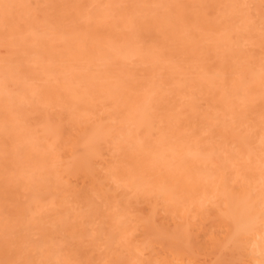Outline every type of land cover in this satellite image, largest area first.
Here are the masks:
<instances>
[{
	"label": "bare ground",
	"instance_id": "6f19581e",
	"mask_svg": "<svg viewBox=\"0 0 264 264\" xmlns=\"http://www.w3.org/2000/svg\"><path fill=\"white\" fill-rule=\"evenodd\" d=\"M48 1H50L49 5L47 4ZM103 1L63 0L62 2L61 0V4H58L59 0H0V48H2L1 46L6 44V46L8 47L7 55H9L7 59H2L3 57H1L0 59V264H264V125L260 123L264 120L261 121L262 118L260 120V113H258L257 115L259 116V118H256L257 116L254 114H248V112L251 113L252 109L254 108L252 107V102L250 107L252 109L246 111V109L244 110L245 106L243 107V109H241V107L243 106V100L241 102L237 101L238 104H235L234 102H236V100L233 101L232 99H230L231 94L234 95V97L232 96L233 98L236 97L234 90L238 89L239 85L237 87V82L233 80V82H235L234 86H236L237 88L231 87L230 92L232 93L230 94L229 90H227L228 87L225 89V85L228 82V80L225 81V79H229V76H225L223 74L226 71L225 69L229 68L228 63L230 62L231 63L229 66L232 67V64L234 63L236 71L237 69L239 71V68H241V70L239 71L240 73H243V70L246 71V69L251 67L249 65L250 62V64L253 65V68H255L254 73L257 69V67H255L256 65L258 66V68L259 66L260 68L264 66V57L262 56V54H264V0H231L232 2L228 0L229 2H231V4H229L232 5V8L227 3L228 1L225 0V2L227 3L226 5L223 0L222 2L224 6H221V12H223L222 10H224V7L227 6H229V9L231 8V11L229 9H226L225 12L224 10V15L222 16L220 9L217 10L220 12L221 18H225L226 24H224V18L222 19L223 21L221 19H218V17L220 18V15H218V17L215 16V14L217 15L219 13L217 12V10H215V8H218L216 6L220 5L221 0H210V4H213V6H215L214 8L210 7V5L207 4L208 0H202L201 2L200 0H198L200 3L193 0V2L195 1L196 3H198L199 8H202L201 11L204 9L203 12L200 11L201 14H205L204 16H206V13L208 12H206V8H208V10H210L211 12L215 11L213 15L214 20H208L211 21L212 27L215 26L214 24H217L218 20H220L219 22H222V24H224L221 26V23L218 22V24L216 25L217 29L215 28V32L218 33H216L215 36L214 31L211 33V31L213 30L211 27H209L211 26V24L208 23L207 27L211 29V31L209 32L210 37L213 35L215 36L213 37V41V38H211V40L209 39V34H207L208 32L205 33V31H208L209 29H204L205 31L203 29L201 30L203 26L206 27L207 25L206 23H204L207 21V16L204 18L202 15L201 17V14H198L200 13L199 8L196 4V6H194V3H192V1H189L192 3L191 6L193 5L192 9L194 10V7H197L195 9V11L197 10V16L199 15V18H203H200L201 20H199V22L197 21V19L199 18L191 15V21L195 18L194 23H196L197 21V23L199 24L194 25L193 22L189 21L191 26H189L188 24L186 25V27H191L192 29L185 28L184 25L187 23H183L184 19H182V17L184 16V14L180 18L178 14L172 12L173 9H171L170 11L173 13H171L172 15L169 14V11L168 13L166 12V10L170 8L169 5L171 2H168L169 0L166 1L169 3V5L166 3H164L166 4L164 5L160 0L159 2L157 0L156 2L154 0L156 2L155 4L153 0H148V3L151 2L150 4L152 6L154 5L153 7L150 6V4H147L146 0V6L142 2L143 0H132L133 2L122 0V2L120 3L117 2L119 4V9H117V6V8L115 7V4H117L115 2L118 0H113V8L110 6V3H107L109 2V0H107V2L106 0ZM137 1L141 2L139 3ZM53 2H56V4H54ZM128 2H130L129 4L131 5H129ZM183 2V4L186 3V1ZM214 2H216V5L214 4ZM218 2L219 5L217 4ZM102 3H106L107 5H103ZM159 3H161V5H159ZM126 4L130 6V9H132L128 13V18H130L133 14L132 11L136 13L138 8V14H133L135 20L138 17V21H134L133 25V23L131 22L134 19L131 20L130 18L129 20H131V22H128L131 23L132 26H130L129 29L128 25L130 24L127 23L125 21L126 18H124L127 17L125 15L129 11L128 6L125 8ZM93 5L95 6L96 13L98 12L99 15L95 13V10H93ZM99 5L102 9L98 8ZM101 5L103 6L101 7ZM140 5L142 7H140ZM201 5H203L204 7ZM206 5H208L209 7ZM108 6L110 8H108ZM143 6L145 8L149 6L150 11L153 12V14L150 12L146 13L147 10L145 11V9H143ZM183 6L185 7V5H181L179 7L181 8ZM244 6L245 8H248L246 9V11L252 9L254 13H251L250 11L246 13V11H243ZM84 8L87 10L83 11L82 9ZM89 8H92L91 10H93V12L89 11ZM111 8L122 11L120 13L124 16L122 18H124L125 20L122 21L120 19V13H117L119 14V16L115 15L116 13L114 11L117 12V10L114 9V11H112ZM120 8H123V10H121ZM173 8H175V6ZM79 9L82 13L78 12ZM98 9L99 11H97ZM124 9H126V14H122ZM139 9H141L140 13ZM160 10L162 13L160 12ZM17 12L18 15H16ZM85 12L88 14H86ZM112 12H114V15L117 19L115 18V16L111 17ZM77 13L81 14L79 19L74 18L77 21L80 20L82 16H84L83 13L86 14L87 18H90L92 13H95V15L92 16H99L96 17L99 20L97 22L95 21V24L98 23L99 25H95L97 26V29H93V26H89V28L91 27V30H93H88V38V34L86 35L85 33V35L82 34L84 37H81V32L79 33V30L75 28L77 27V25L84 26V23H78L76 20L70 22L73 23L74 26L72 25V27L71 24H69V26L71 27L68 33L70 34V36L68 37H71L74 40V36L77 35L76 38L78 39V41L76 40L77 42H75V45L72 44L73 46H75L73 48L71 44L70 46L68 44L66 47L69 52L67 51V49H65V47L64 49L66 52L63 51V53L65 52L64 55L60 51L61 48H58L59 55L62 56L58 59V61L61 62L59 64V62L56 61V53L55 56H53L52 54L53 50L57 48V45L61 43V41L66 42L65 33L62 32L63 29H59V24H62L61 21H64L63 18L66 17L65 19L69 21V17L67 18V16L69 15L70 17H76ZM145 13L146 16H144ZM166 13L167 16L169 15V17L167 18ZM10 14L14 19H17L15 23L19 21L17 24H21L20 20H23L24 23H26L25 25H27V28H25L24 25H21L26 29V32L29 33H25V42L23 40L24 37H22L23 39L21 38L23 41V43H20L21 47L18 43L17 44L19 46L16 45L17 47H15L12 44V40H8L9 38L11 39L10 36L16 34L19 36V38L21 36H25V34H23L25 32V29L22 30V33L20 31V28H17L16 25L15 26L17 29L14 28V26L11 27L14 23L8 26L10 21L9 18H11ZM186 14L187 13H185V15ZM161 15L163 16L162 18L165 17L164 19L166 20V22L165 20L164 23L162 22L163 20L162 18H160ZM176 15H178L179 18H177ZM78 16L79 15H77V18ZM95 17H91V21H93ZM144 17L148 19L150 17L151 21L148 20L147 22L146 19L143 20ZM111 18H114L115 21H112ZM154 18L155 20L153 21ZM209 18L210 17H208V19ZM141 19L142 21H140ZM174 19L180 20V23H177L179 24V27H177L175 23H172L174 21L171 22V20ZM215 19H217V21ZM85 20L87 19L85 18ZM100 20L101 23L105 25L104 28H102L103 25H101ZM157 20L158 22H162L164 25H160L161 23H158ZM167 20H170V22H168L170 23V25L172 24V26H170L169 23L167 24ZM202 20V23L206 25L201 26ZM74 21H76L77 23ZM118 21L119 23H121L120 26L118 24ZM116 22L118 25L116 24ZM141 22L144 24L142 25ZM151 23L154 25H152L153 27H155L154 23H156V25L158 24L159 27L161 26V28H159L161 30H163L162 27L164 26L165 29L163 31L166 32V35H164L165 32H161L162 35L160 36H162V38L164 36L168 37V35L171 36L174 34V32L176 34V31H172L174 30V28H176L177 33L178 31H181L179 34H177L180 36H178L180 41V44L178 43V46L179 48H185L189 45V47H187L186 49L187 52L188 48L189 51L191 49L195 50L196 48L198 49L201 44L203 45L208 42L209 44L207 43V45H205V48H210L211 50L213 47L211 52H209L208 50V53L205 48L203 49V45L201 46V49H203L201 50L202 52L199 48L198 52L194 54L195 52L193 51L194 53L193 55L191 53V56H199L201 58L204 53V56H207L206 52L210 55V53L213 54V52L215 53L219 51L217 54L215 53L217 57L214 55V61L216 59L218 62L216 63V65L221 64V67L216 66L218 70L215 68L214 69L217 70V73H221L220 70H223L221 76L224 77L222 78L220 74H215L218 77L215 76L213 80L212 76L214 75H212L211 77L214 83H209V76L212 74L211 70H213V74L216 72L214 71L213 66H210L211 64H208L212 69H208L207 66H205L206 72L210 74L209 76H207L209 77L208 80L205 78L207 74L206 72H204L205 68L202 63H205L206 61L203 56L202 58L205 62L200 58V60H198V57L196 58L198 61H201L199 62V64L201 63V65L199 67L196 66V68H199L200 70L204 68V70L202 69L203 71L201 72L206 75L203 77L202 73L200 76H198L199 72L196 71V69L194 72L197 74L195 76L199 78L197 79L195 77L197 82L198 80L205 78L203 80H200V87L198 90H201L200 92L201 94L203 93L202 95L200 94V92L195 91L199 83L197 84V82H195L196 80L195 78H193L194 76L192 75L188 77V83L184 82L186 81L185 78L183 79V81L178 79L176 74L175 76H173L175 71L174 69L176 68L171 64L170 65L174 68H172L173 74L171 72L168 73L170 75L172 74L170 76L171 78L169 80V85H174L172 86L173 90H171V92H169L171 87H167V85L164 84L165 81L163 82V77L166 75L164 71L162 72L165 75H161L160 80L157 81L156 79L152 78L151 81L149 80L150 82L147 81L148 79L145 80L147 81L145 83L144 80H141L142 82L137 83L138 78H135L137 82L134 84L132 82V84L128 83L126 80L125 83L123 82L124 79L122 77L123 83H121L127 87L122 84H118L120 82H116L117 78L115 80L113 79L115 82L113 84L110 81L112 79H108V84H106L108 80L105 81L103 79L105 83L102 82V76L100 77V75L99 77H96V79H94V75L98 76V73H103L101 72V70L102 68L104 69V66H108L107 69L112 68L109 67V65H112L114 62H116H113L116 56H121L123 57L121 59H124V61L126 62L129 61L132 64V61L130 59L134 58V61L140 51L144 50L145 48V50L148 51L149 49V51H151L154 48V45H156L153 44V41L157 42L156 34L158 33L157 30H154V32L152 31L155 28H152ZM87 25L88 24H86V27ZM158 25L156 26V28L158 27ZM167 25L171 27L170 30ZM180 25L182 27H180ZM133 26H136L135 30H133ZM145 26H148L152 29L149 30L150 28H146ZM194 26H196V30ZM227 26L229 27V31L234 33V37H229L230 32L228 33ZM139 27L140 30H138ZM10 28H13L14 30L12 29L11 31ZM65 28L66 27H64V29ZM68 28L69 27H67V29ZM80 28L86 29L83 27ZM101 28L102 31H107V33L103 35L105 36L106 42L108 43H106L102 39V37L100 38L99 36H97L99 33V29ZM122 28L124 29L122 30ZM224 28L227 30L226 34L228 35H226L225 39H227L228 37L230 38L228 43L225 39L223 40L225 41V44L223 41H221V39L225 37V33L223 32ZM82 29L81 31H83ZM106 29H108L109 31ZM70 30L72 32H70ZM86 30H84V32H87ZM119 30L120 32H124L125 30L124 33L130 32L132 36H130V34L122 36V33L120 34V32H118ZM131 30H133L135 33H131ZM187 30H189L190 32ZM198 30L199 32L202 31V33H199ZM90 31L91 33H89ZM105 31L103 32L105 33ZM140 31H142V34L140 33ZM169 31L172 32L170 33ZM183 31L186 35H182ZM12 32L16 33L12 34ZM167 32H169L170 34H168ZM111 33L113 35L117 34V36L114 37V35L111 37ZM150 33L152 35H150ZM193 33L194 35H197L199 40L201 39L200 42H198L199 40L195 39L196 42L201 43L199 44V46L198 43L193 41L194 38H196V36H193ZM147 34H149L151 37L147 36ZM153 34L156 36L152 37ZM187 34L188 36L190 34V36L187 37ZM198 34H200V36H198ZM203 34H207L206 37ZM141 35L143 37H141ZM181 35L184 37H182ZM191 35L193 37H191ZM218 35H220L221 38L220 36L218 37ZM261 35L262 38H258ZM120 36L121 38L125 36L124 38L128 39V41L130 40V37L134 42L136 41L135 44L134 42L131 43L132 40H130V42H126V44L130 43V46L134 44V47L131 46L132 50L128 48L126 49V47H124L125 52L126 50H128L129 56H125L123 54L124 50L122 45L124 44V38L122 41L119 40L118 42L117 39H119ZM138 36H140L141 38H138ZM173 36L175 38V35ZM185 36L187 37V39H185ZM15 37L16 36H12V38ZM98 37L101 39V41L99 40L100 46L96 42L99 39ZM109 37H114V40ZM135 37L138 38V42ZM148 37L151 40L148 39ZM169 37L168 41L170 43L168 45H171V43L173 45L174 43V45L169 46V48L172 47L171 49L173 50L171 51L170 49V51L173 52V56L175 57V53L179 54L180 52H178V49L176 48L178 37L176 36V41L172 37L174 40L171 39V41L173 40V42L169 40ZM182 38H184L185 41L187 40L186 42H188L189 44L183 41ZM206 38L209 40H207ZM255 38L258 39H256L257 43L255 42ZM87 39L90 41H88ZM141 39H147V42H152L151 45L153 46V48L151 47L150 43L147 44L146 41V43H143ZM188 39H190L191 41H188ZM162 40L163 39L159 41L163 43ZM165 40L167 41V38L164 39V42H166ZM216 40L217 42H214ZM219 40L223 43L219 44ZM86 41L89 42V47L91 46L92 51H90V48L87 46L88 42ZM168 41L166 43H168ZM229 42L232 45H230ZM250 42H252L251 45H254L253 43H255V47L253 50L257 49V45L260 46L259 49H262L263 46V53L261 52V50H259L261 54H258L259 52L257 53V51H255L257 53L256 54L250 51V49L248 48L245 49L247 47L246 46L244 48L245 45H248V47L251 46ZM25 43L26 45H24ZM72 43L74 42L72 41ZM84 43L87 44L85 45ZM138 43H140V47L142 48H140V51L138 50ZM181 43L182 45L184 44L185 47L184 45L182 46ZM190 43H192L191 45L193 46V48H191L192 46L190 45ZM210 43H213L211 47L208 46L210 45ZM126 44L125 46H128ZM228 44L230 45V50H227L228 52L225 51V54L224 50L227 47L229 49ZM12 45L14 47H12ZM108 45H110V47ZM142 45L149 46L150 48L144 47ZM219 45L221 47L223 45L222 52L224 53V55L220 51L221 47ZM85 46L88 48L84 51ZM161 46L165 47V45ZM214 46L216 47L214 48ZM115 47H119L118 49H120V53H118L119 50ZM135 47H137L138 49ZM69 48H72L71 51ZM74 48L76 50H73ZM106 48H110V52L108 49L106 50ZM157 48H154L156 50L153 49V54L157 53L155 51H161V53L163 52L162 50H157ZM216 48H218L217 51L214 50ZM98 49L103 52H100ZM101 49H104L105 51ZM121 50L123 53L121 52ZM247 50H249L250 52ZM72 51H76L79 57H75ZM96 51L98 52L97 55L95 54ZM106 51L109 54H107ZM132 51L135 53L137 52L136 56ZM147 51H145V53L142 52L144 53V58L138 55V57L143 59L144 62H147L146 56L152 57L153 55L152 53L150 54V52ZM84 52L86 54H83ZM104 52L108 56H105ZM66 53L68 55H66ZM46 54L55 57L54 59L53 57H50L53 59V61L50 59L52 61L50 63L48 61L50 65L54 62L56 67H64V69L62 67L60 70L61 72L66 73L62 75L63 77L61 75L58 76L59 78L57 77L58 79L55 77L57 75L56 71L59 69L56 70V68H54V64L51 65L52 67H50L49 65V67H47L48 63H43L47 61V59L45 60L44 58H49V56L46 57ZM162 54H156L155 60H160L161 56H163V58L165 59L164 55ZM251 54H254V57L251 58V60L253 59L254 61H257H250L249 58ZM255 54L257 55L256 58ZM91 55L93 58H91ZM109 55H113V58ZM168 55L169 54H167V56ZM189 55L190 54L188 53V56ZM259 55H261L262 57ZM63 56L65 57L63 58ZM221 56H223L222 59ZM224 56H226L227 59ZM108 57H111L110 60ZM177 57L179 58V56ZM167 58H172V56H168L166 57V59ZM80 59L82 61L84 59L86 60V62H82ZM228 59L230 61H228ZM87 60L90 61L87 62ZM143 60L141 61L142 65L144 64ZM155 60L154 62H152L153 66L150 65V61H148L150 62L149 65L147 64V62L144 64V66L147 64L146 68L151 67V69H153L156 64ZM121 61L119 62L120 64H116L117 62L115 64L121 65ZM55 62L58 64H56ZM72 62H75V64L78 62L77 64L79 66H81L82 64V67H84L85 65V68L88 67L86 68V72L81 73L85 74V76L83 74L84 79H88L96 71V74L94 73V75L92 76L93 80H90L92 79L90 78L87 81V79L84 80L83 78H80V76L82 75L76 76L80 74L77 72L80 70L75 71L76 67L74 66H76L77 64L75 65L73 63L74 66L72 67ZM136 62L137 60L134 61L135 65H137ZM169 63H171V61ZM186 63L188 64V62ZM225 63L226 67H224ZM90 64L92 65V67ZM115 64L114 66L112 65L114 68L116 66ZM94 65L95 67L97 65V67L95 68ZM140 65L141 64L137 66ZM144 66H142L143 69ZM192 66L193 65H191V67ZM71 67L73 69H71ZM125 67L122 68L126 69ZM91 68L95 70L92 71ZM129 68L130 67H128V71L130 70ZM260 68L257 70V72L259 71V76H257L256 81L253 82L254 84L252 83L253 87L255 83L258 84V77H261L262 79L264 77L262 75L263 73L260 72ZM82 70L85 71L84 68H82ZM25 71L26 73L30 74L28 76H21L20 73L22 74ZM238 71L237 74L239 73ZM245 71L244 73L248 72ZM74 72L77 73L75 74ZM112 72L113 71H111L110 74ZM162 72H160L159 74H161ZM257 72L254 76L252 75V79L256 77V75H258ZM86 73L89 77H86ZM33 74H37L39 79L41 78L42 82L38 80V82H36L32 79L33 84L38 83L39 85L36 84L34 88L32 85V87L30 86V88H26L25 83L27 82L26 86H28L30 82L28 83L27 79H29V77L32 78ZM153 74H155V71L153 72ZM248 74H251L250 69ZM118 75L119 74H117L116 76ZM127 75L126 77L128 79ZM43 76L45 78L49 76L46 80V86H44L45 81H43ZM130 76L131 80L133 79L134 81L132 74H130ZM247 77H244L245 80ZM249 77L247 79H249ZM189 78H192L194 80L193 87L190 86ZM216 78L222 80L220 81V87L224 86L223 90L228 91V94H226V91L221 94L219 91L222 89H220L219 86H217V88L220 89H218V91L216 88H213L214 86L219 85L215 84L219 82ZM51 79L55 81L54 83L52 81V83L49 84V81L51 82ZM94 80L96 81V84L99 82V86L94 85ZM204 80L210 85L202 82ZM181 81L184 83H182ZM223 81L226 84H224ZM262 81V84L260 83V85L263 86L264 83ZM9 82H11V84ZM12 82L17 83L18 85L19 82L20 84H23V86H21L20 88L21 92L19 95H17L18 93L16 94V92H18L17 88L20 85H13ZM55 82H57L58 84H55ZM89 82H92V84ZM127 83L129 84V86L131 85L130 88L128 87ZM229 83L230 82H228V85ZM248 83L245 84L247 85ZM111 84L116 88H113L115 90L109 88L112 87ZM114 84L116 86H114ZM138 84H143L140 86L142 88H140ZM146 84L150 87L152 86L153 88H149V86L147 87ZM153 84L156 86H154ZM183 84L187 85V87H182ZM12 85L15 88L13 89V91ZM40 85L42 86L41 88L38 87ZM103 85H105L106 87H108L109 85V87L104 88L105 86L103 87ZM136 86H138L139 90ZM248 86L250 87V84H248ZM131 87H135L136 89H132ZM204 87L207 89H205ZM258 87L257 90L255 89V91H258V89L260 90V88ZM211 88L216 89L214 90L216 93L219 92L221 95H223V98L218 93L217 96H215L217 100L219 99V96L221 97V99H219L220 102L225 99L224 97L229 96L224 103H220V106H223V109L221 107H217L219 108V110L222 109L224 112L226 111V113H221L222 110H218V114L217 109L214 110L215 104L209 105V102L213 101V99L209 101L212 98L213 94L211 93L207 99L206 93L208 92L209 95V93L211 92H209V90ZM119 89L122 91H120ZM124 89L125 91H127V93L123 91ZM141 89L144 90L141 92H144L145 94L147 92V94L145 95L144 93H142L141 96L137 98L135 96L136 101L134 102L136 104L131 103V101L126 102L128 100L127 98H130L131 95H135L137 93L136 91H139V93H141ZM148 89L152 90L150 91ZM251 89L252 88H250V90ZM263 89L261 87L262 92ZM14 90H16V92H14ZM116 90H119L120 92ZM232 90L234 91V93ZM238 90L236 91L237 95L239 94ZM247 91H249V89H247ZM139 93L136 95H139ZM253 93L254 91L252 90L250 95ZM251 96L253 97V95ZM254 96H256L255 93ZM123 98L124 100H122ZM139 98L145 100L142 101ZM151 98L155 100L154 103H152L153 100ZM185 98H187V100H183ZM236 98L237 100H239L238 97ZM150 99L152 100V102H150ZM229 99L232 100V102ZM227 100L230 103H227ZM204 102H206L205 104L207 105V107H204ZM225 103L229 105L234 103V105H232L234 107L232 108ZM237 105L240 107V110L246 111L245 113H247V115L245 114L246 118L244 119H247V123L250 124L249 126L247 124L248 127H246L245 125V128L239 131L235 130V128L239 127L237 126V124L239 125V122H241V120H237V118H240L238 117V114L239 116H241L244 113L243 111L236 110L239 109ZM261 105L262 104H260V107L263 108ZM210 106H212V108L214 109L209 110V108H211ZM226 106H229L228 109L230 107L232 109L235 108L236 111H228V109H226ZM182 107L186 109L187 114H184L182 112ZM152 109H156V113L153 112ZM179 109L185 116L182 117ZM161 110L163 112H160ZM252 113H254V111H252ZM230 115H235V117H231ZM249 116H253L255 118L252 117L251 120L247 118ZM253 119L255 120V123L258 122L257 124H262V126H260V124L258 125L260 129L262 128L261 131L259 130V128V131H257V129L255 130L256 125H251V122L254 123ZM256 119L259 120L257 121ZM249 120L250 122H248ZM114 121H119V123L121 122L120 129L117 130L118 132L122 128V131L119 132V136V133L115 135L116 137L113 136L116 140L111 139V134H113V132H115L116 130L114 129L113 132L110 130L112 129L111 124ZM225 121L226 123H224ZM216 123L217 125H220H218V128H220L221 131L217 129ZM241 123L243 124V122ZM233 124L237 127H234ZM40 125L42 128L40 127ZM184 125L187 128L189 127L190 129L188 128V131L191 130L193 134H190V132L188 133ZM37 126H39V130ZM225 128L227 129L225 130ZM182 129L192 137H199L197 138L198 140L193 137L195 141L197 140V143L191 139L190 135L189 137L186 132L184 133ZM214 134H216V136L218 137L217 140L214 138ZM182 135H187L189 137H187L189 142L186 137H183ZM206 135H208L210 138ZM205 138L207 139V141ZM179 139L182 141L186 139L188 143L186 142V144ZM214 139L215 141H212ZM191 141L194 142L191 143ZM189 143L195 144L193 146ZM105 145H108V148L112 145L110 149H108V151H110H107L106 153L108 158L105 157L106 154H104V152L102 151ZM174 161L177 163H175ZM213 167H216V169H213V173L211 172V174L210 171ZM200 168H204V171L200 170ZM205 168L209 169L210 171H207V169Z\"/></svg>",
	"mask_w": 264,
	"mask_h": 264
},
{
	"label": "rangeland",
	"instance_id": "374dc122",
	"mask_svg": "<svg viewBox=\"0 0 264 264\" xmlns=\"http://www.w3.org/2000/svg\"><path fill=\"white\" fill-rule=\"evenodd\" d=\"M54 1H55V0H54ZM65 1H66V0H65ZM102 1H103V0H102ZM110 1L112 2L113 0H109V2H107V0H106V2H107L108 4L110 3V6L113 8L114 1H115V0H114L112 3H111ZM123 1H125V0H123ZM127 1H132V0H127ZM141 1H142V0H141ZM141 1H137V2L140 3ZM151 1H152V0H151ZM155 1H156V0H155ZM155 1L153 0L154 4H155L157 1L159 2V0H157L156 2H155ZM160 1H161V3H163V4L166 3V4H168V5H169L168 2H171L170 5H169V6H170V8H169L170 10H169V9L166 10L167 13H168V11H169V14H171L172 12H173V13L175 12V14H178V15L180 16V18H181V17L183 16V14H184L185 17L183 16L182 19H184V21H185V22L183 21V23H187V24L184 25L185 28H187L186 25H188V24H189V26H191V24L189 23V21H191L192 16H195L196 18H199V17H198L199 15L197 16V10L195 11V9H196L197 7L199 8L198 3H196L198 0H195L196 2H195V1L193 2V0H182V1H181V0H178V2H177V0H175V1L173 0V2H172V0H169L168 2H166L167 0H164V1H163V0H160ZM162 1H163V2H162ZM183 1H186V3H188L189 5L186 4V3L183 4V3H184ZM189 1H192V3H194V6L197 5V7H194V10L192 9V8H193V7H192L193 5L191 6L192 3L189 2ZM201 1H202V0H200V2H201ZM204 1H205V0H204ZM212 1H213V0H212ZM218 1H220V0H218ZM222 1H223V0H221L220 5H219V2L217 3L219 6H216V7H218V8H215V10L220 9V12H221V6L223 5V2H222ZM226 1H228V0H226ZM230 1H231V0H230ZM49 2H50V1H48V3H47V2H46V3L49 5V4H50ZM60 2H61V0H59V3H58V4H61ZM62 2H63V0H62ZM99 2H100V1H99ZM103 2H105V1H103ZM117 2L120 3V2H122V0H118V1H116L115 3H117ZM132 2H133V1H132ZM132 2H131V3H132ZM135 2H136V1H135ZM142 2H143V3L145 4V6H146L145 0H143ZM146 2H147V4H150V3H151L150 1H149L150 3H148V0H146ZM174 2H175V3H174ZM198 2H199V1H198ZM200 2H199V3H200ZM208 2H209V3H208ZM208 2H207V4L210 5V7H213V8L215 7V6H213V4H212V5L210 4V2H211L210 0H208ZM231 2H232V1H231ZM231 2L228 1L227 3H228V4H229V3L231 4ZM51 3H52V2H51ZM53 3H54V2H53ZM94 3H95V2H94ZM123 3H124V2H123ZM125 3H126V2H125ZM129 3H130V2H128V4H129ZM139 3H138V4H139ZM161 3H159V5H161ZM178 3H179V4H178ZM202 3H203V2H202ZM202 3H201V4H202ZM212 3H213V2H212ZM215 3H216V2H214V4H215ZM224 3L227 5V3L225 2V0H224ZM47 4H46V5H47ZM54 4H56V2H55ZM58 4H57V5H58ZM63 4H65V3H63ZM100 4H101V3H100ZM102 4H103V5H107L106 3H105V4L102 3ZM112 4H113V5H112ZM132 4H134V3H132ZM144 4H142V5H144ZM152 4H153V3H152ZM166 4H164V5H166ZM175 4H177V5H175ZM195 4H196V5H195ZM204 4H205V3H204ZM230 4H229V5H230ZM232 4H233V3H232ZM48 5H47V6H48ZM96 5H97V4H96ZM103 5H101V7H102ZM129 5H131V4H129ZM129 5H127V4H126V6L123 5V6H125V8H126L127 6L129 7V8H128L129 11L127 12V14L130 12V10H132V9H130V6H129ZM134 5H135V4H134ZM168 5H167V6H168ZM181 5H185V7L183 6V7L180 8L179 6H181ZM208 5H206V6H208ZM215 5H216V4H215ZM226 5H225V6H226ZM33 6H34V4H33ZM33 6H32V7H33ZM41 6H42V5H41ZM44 6H45V5H44ZM93 6H94V5H93ZM116 6L118 7L119 4H118V3L115 4V7H116ZM120 6H121V5H120ZM136 6H137V5H136ZM150 6H152V5L150 4ZM153 6H154V5H153ZM153 6H152V7H153ZM155 6H156V5H155ZM157 6H158V4H157ZM174 6H175V8H173ZM201 6H203V5H201ZM223 6H224V5H223ZM223 6H222V7H223ZM230 6H231V8H232V5H230ZM88 7H90V6H88ZM117 7H116V8H117ZM121 7H122V6H121ZM140 7H142V6L140 5ZM162 7H163V6H162ZM171 7H172V8H171ZM189 7H190V9H189ZM203 7H204V6H203ZM208 7H209V6H208ZM227 7H228V8H227ZM227 7H224V8H225V9H224L225 12H226V9H229V6H227ZM246 7H247V6H246ZM251 7H253V6H251ZM251 7H250V9H251ZM93 8H94L93 10H95V6H94ZM96 8H97V6H96ZM98 8H100V5L98 6ZM104 8H105V6H104ZM108 8H110V7L108 6ZM112 8H111V9H112ZM123 8H124V7H123ZM123 8H122V9L120 8V9L123 10ZM132 8H134V7H132ZM136 8H137V7H136ZM154 8H156V7H154ZM159 8H160V7H159ZM178 8H179V9H178ZM205 8H206V7H205ZM231 8H230V9H231ZM244 8H245V6H244ZM244 8H243V11H246V9H248V8H245V9H244ZM84 9H85V8H84ZM84 9H82V10H83V11H86V10H87V9H85V10H84ZM91 9H92V8H89L88 10L93 12V10H91ZM100 9H102V8H100ZM114 9H115V8H114ZM114 9H112V11H114ZM117 9H119V7H118ZM117 9H115V10H117ZM143 9H145V11L147 10L146 13L150 12V13L153 14V12L150 11V7H149V6L146 7V8L143 6ZM165 9H166V8H165ZM171 9H173V10L175 9L176 11H175V10H174V11L172 10V12H170ZM180 9H181V10H180ZM184 9H185V10H184ZM201 9H202V8L200 7V8H199V12L201 11ZM210 9H211V8H210ZM230 9H229V10H230ZM253 9H254V8H253ZM103 10H104V9H103ZM125 10H126V9H124V11H123L122 14H124V13L126 14ZM152 10H153V9H152ZM155 10H156V9H155ZM158 10H159V9H158ZM177 10H178V12H177ZM187 10H188V12H187ZM191 10H192V11H191ZM203 10H204V9H203ZM203 10H202L201 12H203ZM224 10H222L223 12H221V15H222V16L224 15ZM229 10H228V11H229ZM97 11H99V9H98ZM140 11H141V9H139V13H140ZM143 11H144V10H143ZM183 11H184V12H183ZM194 11H195V12H194ZM207 11H208L209 13H208ZM212 11H214V10H212ZM228 11H227V12H228ZM230 11H231V10H230ZM249 11H250L251 13H254V11H253L252 9L249 10ZM249 11L247 10L246 13H248ZM252 11H253V12H252ZM14 12H16V11H14ZM14 12H13V14H14ZM76 12H77V11H76ZM78 12L80 13L81 10L79 9ZM100 12H101V11H100ZM104 12H105V11H104ZM114 12L116 13L115 15H118V16H119V14H117V13H120V12H122V11L117 10V12H116V11H114ZM114 12L111 13V17H114V16H115V15H114ZM137 12H138V8H137ZM137 12L135 13V12L132 11V13H133V14L135 13L136 15L138 14ZM157 12H159V11H157ZM160 12H161V10H160ZM201 12L198 13V14H201ZM204 12H205V11H204ZM206 12L208 13V14L206 13V16H207L206 19H207V21L204 22V23H206L207 25H206V24H203V23H202L203 20H202V21H201V23H202L201 26L206 25V27L203 26V28H201V30H202V29H203V30H204V29H209L208 31H207V30H206V31L204 30L205 33L208 32L207 34H209V32L211 31V29L207 27V26H208V23L211 24V26H209V27H211V28L213 29V30L211 31V33H212L213 31H214V32L216 31V29H217V26H216V25L218 24V22H219L220 20L217 21V19H215V20L217 21V24H214L215 26L212 27V23H211V21L214 20L213 15H214L215 11H214V12H211L210 10H208V8H206ZM210 12H211V13H210ZM217 12H219V11L217 10ZM220 12H219L217 15L215 14V16L218 17V15H220ZM11 13H12V12H11ZM73 13H74V12H73ZM81 13H82V12H81ZM85 13H86V12H85ZM85 13H83L84 16H82V18H81L80 20H78V21H77L76 19H79V17L81 16V14H78V13H77V14H76V17H75V16H74V17H73V16L70 17V16L68 15L67 18L69 17V18H68L69 21H67V19H65V18H66V17H65V18H63L64 21H63V22L61 21L62 24H61V25L59 24V29H60V30L63 29L62 32L65 33L66 42H65V41H63V42L61 41V43H59V44L57 45V48H56L55 50L58 52V54H57V52H56L55 50H53V52H52L53 56H55V53H56V56H55V57H56V61H58V59L62 57L61 55H59L58 48H61L60 51H61V53L64 55L65 52H66L65 49H67L66 46H67L68 44H69V46H70V44H71V46H72V48H73V47H75V46H73L72 44L75 45V42L78 41V39L76 38V36H77L76 34H75L76 36H74V40H73L71 37H70V38L68 37V36H70V34H68V33H69V29H70V27L73 25V23H70V22H72L73 20H76L78 23H79V22H81V24L84 23V26H85V27L82 26V25H81V26H80V25H77V27H75V28H77V30H79V31H78L79 33L81 32V35L84 34V33L87 35V34H88V30H89V29L91 30V27H92V26H93V29H97V26H95V25H99V24H98V23L95 24V23L99 20V19H97L96 17H99V16H96V17H95V16H92V15H95L96 10H95V13H92V15L90 16V18H87L86 14H88V13H86V14H85ZM89 13H90V12H89ZM106 13H107V12H106ZM109 13H110V10H109ZM146 13L144 14V16H146ZM150 13H149V14H150ZM161 13H162V12H161ZM167 13H166V18L169 17V15L167 16ZM173 13H172V14H173ZM180 13H182V14H180ZM185 13H187V14L185 15ZM190 13H192V14H190ZM195 13H196V14H195ZM222 13H223V14H222ZM90 14H91V13H90ZM96 14H98V12H97ZM127 14L125 15V16H127V17H124V16L121 15V13H120V19H121L122 21H124V20H125L124 18H126L125 21H126L127 23H129L128 21L131 22V20L134 19V16H133V14H132V15L130 14V15H131V17H130L131 20H129V19H130V18H128L129 14H128V15H127ZM156 14H157V13H156ZM172 14H171V15H172ZM189 14H190V15H189ZM16 15H18V12H17ZM77 15H79L78 18H77ZM98 15H99V14H98ZM164 15H165V13H164ZM178 15H176L177 18H179ZM191 15H192V16H191ZM202 15H203L204 18L206 17V16H204L205 14H201V17H202ZM221 15H220V18L218 17V19H221V20H222L224 17L221 18ZM85 16H86V17H85ZM132 16H133V17H132ZM152 16H153V15H152ZM152 16H151V17H152ZM173 16H174V15H173ZM10 17H11V18H9L10 21H9V25H8V26H10V24H13V23H14L11 27L14 26V28H16V26H17V28H20V31H21V32H22L23 29L27 28V25H25L26 23H24L23 20H20V23H21V24H17L19 21H17V23H15V21H16L17 19H14L13 16H11V14H10ZM16 17H17V16H16ZM16 17H15V18H16ZM88 17H89V16H88ZM91 17H95V18H94L95 20L93 19V21H91V19H92ZM100 17H101V16H100ZM122 17H124V18H122ZM136 17H137V16H136ZM136 17H135V18H136ZM139 17H141V16H139ZM142 17H143V15H142ZM147 17H148V15H147ZM162 17H163V16L161 15L160 18H162ZM201 17H200V18H201ZM208 17H210V18L208 19ZM17 18H18V17H17ZM74 18H76V19H74ZM85 18H86L88 21L85 20ZM115 18H116V16H115ZM118 18H119V17H118ZM127 18H128V20H127ZM155 18H156V17H155ZM155 18L153 19V21L155 20ZM164 18H165V17H164ZM164 18H162V20H163L162 22H163V23H164V20H165ZM173 18H176V17H173ZM173 18H172V19H173ZM188 18H189V20H188ZM200 18L197 19V21L203 19V18H201V19H200ZM71 19H72V20H71ZM111 19H112V21H115L114 18H111ZM113 19H114V20H113ZM116 19H117V18H116ZM137 19H138V17L136 18V20H137ZM142 19H143V18H142ZM142 19H141L140 21H142ZM145 19L147 20V22H148V20L151 21V20H150V17H149V19L144 17L143 20H145ZM194 19H195V18H194ZM194 19H192L191 22L194 23V21H195ZM13 20H14V21H13ZM65 20H66V21H65ZM70 20H71V21H70ZM136 20L134 19L131 23H133V22L136 21ZM204 20H205V19H204ZM208 20H211V21H208ZM223 20L225 21L224 24H226V20H225V18H224ZM223 20H222V21H223ZM76 21H74V22H76ZM95 21H96V22H95ZM116 21H117V20H116ZM122 21H121V22H122ZM137 21H138V20H137ZM168 21L170 22V20H167V24L169 23ZM172 21H174V22H172ZM175 21H177V22H175ZM179 21H180V20H177V19L171 20V22H172L173 24L175 23V25H176L177 27H179V24H177V23H180ZM197 21H196V23H194V25H195V24H198ZM216 21H214V22H216ZM10 22H11V23H10ZM22 22H23V23H22ZM77 22H76V23H77ZM85 22H86V23H85ZM88 22H89V23H88ZM102 22H103V19H102ZM110 22H111V20H110ZM126 22H125V23H126ZM157 22H158V20H157ZM162 22H158V23H161L160 25H164ZM165 22H166V20H165ZM199 22H200V21H199ZM100 23H101V20H100ZM114 23H115V22H114ZM125 23H123V24H125ZM131 23H129V24H130V25H128L129 27L126 26V27H128V29L130 28V26H132ZM145 23H146V22H145ZM152 23H153V22H152ZM152 23H151V26L153 25ZM219 23H221V26L224 25V24H222V22H219ZM69 24H71V26H69ZM86 24H88V25H87L88 29H87V27H86ZM116 24H117V22H116ZM118 24H119V26H120L121 23H119V21H118ZM118 24H117V25H118ZM135 24H136V23H135ZM138 24H140V23H138ZM138 24H137V25H138ZM141 24L143 25L144 23L141 22ZM146 24H147V23H146ZM154 24H155V27H153V26H154V25H153L152 28H155V29H153L152 31H153V32H154V30H157V31H158L157 34L155 33V34L157 35V37H156V41L158 42L159 40L163 39V40H162L163 43H161L160 41H159L160 43L158 42L159 45L157 44V42L153 41V42H154L153 44L158 45V46L154 45V48H157V47H159V46H161V45H165V47L161 46V47L157 48V50H162V51H163L162 53H165V54H162L161 51H155V52H157V53H154V54H153L152 51H153L154 48H153V46L151 45L152 42H151V43H150V42H147V39H146V40H142V39H141V41H143V43H144L145 41L147 42V44L150 43L151 47L153 48L151 51H149V49H148V51L150 52V54L152 53V54L154 55V58H153V55H152V57H149V56L147 57V56H146V61H147V62H148V61H150L151 63L154 62V60H155V58H156V54H162V55H164V57H165V59H164L163 56L160 55L161 58H160V60H155V63H156V64H155V67H154V68L152 67L153 69H151V67H149V66H148V67H149L150 69H149V68H146V67H147L146 65H147V64L149 65L150 62H148V63H147V62H144L143 59H141L140 57H138V55H139V56H142V58H144L143 54L145 53V51H147V50H145L146 48L144 49V47H149V46H144L145 44L142 45V46H144L143 49H144L145 51H144V50L140 51V48H141V47H140V43H138V45H139V46H138L139 49H138L137 47H135V48H137V49L140 51V53H139V51H138L139 54H137V52L135 53V52L132 51L133 53H135V54H134L135 56H136V54H137V57H136V59H135L134 61L137 60V62H136L137 65H139V64L142 65V62H141L142 60H143L144 64L147 63L145 66H144V64L142 65V66H144V69H143V67H142L141 65H140V66L135 65V63H134V61H133L134 58H133V59H132V58L130 59V60L132 61V64H131V62L127 61V62H128V63H127L126 61H124V59H121V58H123V57H121V56L117 57V56H116V57L114 58L113 62L116 61L117 63H116V62H114V63L112 62V63H113L112 65L114 66L115 63L118 64L121 60H123L124 62L121 61V63H122L121 65H116V64H115L116 66H115V68H114L111 64H110V65H111V66H110L109 63H108L109 67H112V68L107 69L108 66H107V67L104 66V69L102 68V70H101V72H103V73H101V74L98 73V76L94 75V73H95L96 71L93 73L94 76L91 75V74H92V72H91V74H90L91 77H89L88 74L86 73V74H87L86 77H89V78H88V79H87V78L84 79L85 74L83 73V74H84V76H83V74H81V73H82V72H86V70H87L86 68H88V67L85 68V65H84V64H83L84 67H82V64H81V66H79V65L77 64L78 62L76 63V64H77V65H76V64H75V62L77 61V60H76L75 62H72V67L74 66V64L76 65V66H74V67H76L75 71L80 70V71H77V72L80 73V74H78V75H76V76L82 75L83 77L80 76V78H83L84 80L87 79V81H88L90 78H92V76L95 77L94 79H96V77H99V75H100V77L102 76V78H101L102 80H101V81L104 82V83H105V81L108 80V79H109V80H110V79H112V80L114 79V80H115V79L117 78V79H116V82H117V81L120 82V83L117 82L118 84H122L123 82H125V80H126L128 83H131V82H132V83L134 84V83H136L137 81H138L137 83L142 82L141 80H144V83L147 82V81L150 82L152 78H154V79H156V80L158 81V80H160L161 75L164 76V75H165L164 73H166V75H167L168 77H167L166 75H165L164 77L162 76V77H163V82L165 81L164 84H166L167 87H171L170 90H169V92H171V90H173V89H172V86H174V85H172V86L169 85V84H170L169 80H170V78H171L170 76L173 74V72H172V68H173V66L176 68V69L173 68V69L175 70L173 76H175V74H176V75H177V78L180 79V80H182V81H183V79L185 78L186 81H184V82L188 83V82H189V80H187L188 77H190V76H192V75L194 76L193 78L196 77L195 75H197V74L194 73V72H195V69H196V71L199 72V73L197 72V73H198V76H200V75L203 73V72H201V71H203L204 68H205V71H204V72H206V67H205V66H207L208 69L210 68V66H213V69H214V68L217 69L216 66L219 67V66L221 65V64L216 65V63H218L216 59H215L216 62L214 61V55H215V53L217 54L219 51H218V52H215V53L213 52V54L210 53V55H209L208 53L211 52V50L213 49V47H212L211 50H210V48H209V49H208V48L206 49V48H205V45H207V43H208V42H206L205 44H203V45H204L203 49L205 48L207 52H208V50H209L208 53L206 52V55H207V56L209 55V56H208V59H207V56H204L205 53L202 55V57L204 56L203 58H205V61H206V62L203 60L202 57L200 58L199 56H197V57H198V60L201 59V60H203V61L205 62V63H202L203 66H204V68H202L203 70H202V69L200 70L199 68L197 69L196 66L199 67V66L201 65V63L199 64V62H201V61H198V60L196 59V58H197L196 56H195V57H194V56H191V53H192V55H193L194 52H195L194 54H196V52H198L199 48H200V51L203 50V49H201V48H202L201 46H203V45H202L201 43H198V42L201 41V39L199 40V38L197 37V35H194V33L196 32V31H195V32L193 33V36H196V38H194V40H193V38H192V40L195 41V42H196V40H199V41L196 42V43H198V46H199V44H201V46H199L198 49H197V48L195 49V50H197V51H195L194 49H191V50H190L191 52L189 51V48H188V52H187L186 49H187V47H189V45H188L189 43L186 42L187 40L185 41V39H187V37H189L190 34H189V36H188V34H187V37L185 36V39L182 38L183 41H185L186 43H188V44H187L188 46H186V47H185V45L183 44L184 47H185V48L182 47V48L184 49V50H183L181 47L179 48V46H178V43L180 42V41H179V37H180V36L177 35V34H179L181 31H180V32L178 31V33H177L176 28H174V30H172V31H176V34H175V32H174V34H173V35H175V38H174L173 35H171V36L168 35V37L170 36V37H169V40H170V41H171V39H173V38H174L175 41H176V38L179 36V37H178V40H177L178 42H176V43H177V44H176V45H177L176 48L178 49V52H179V51H180V52H179V54H177V53H175L176 55L174 54L175 57H176V59H175V57L173 56V52H171V51L173 50V49H171L172 47L169 48V46H173L174 43H173V45H172V43H171V45H168V44L170 43V42L168 41V37H167V36H166V37L164 36L165 38H167V41H168V43H166V42H167L166 40H165L166 42H164V39H165V38H164V37L162 38V36H160V35H162L161 32H162V33L165 32V31H163V30L165 29L164 26L162 27L163 30H161V29H159V28H161V26L159 27V25L157 24L158 27L156 28L157 25H156V23H154ZM165 24H166V23H165ZM181 24H182V23H181ZM210 24H209V25H210ZM15 25H16V26H15ZM21 25H22V26L24 25L25 28L22 27ZM101 25H103V24L101 23ZM106 25H107V24H106ZM133 25H134V23H133ZM137 25H136V26H137ZM142 25H141V26H142ZM149 25H150V23H149ZM169 25H170V23H169ZM169 25H167V27H168L169 30H170V29H171L170 26H172V24H171L170 26H169ZM175 25H174V27H175ZM198 25H199V24H198ZM198 25H196V26H198ZM227 25H228V24H227ZM18 26H19V27H18ZM73 26H74V25H73ZM73 26H72V27H73ZM89 26H91V27L89 28ZM104 26H105V25H103V27H102V26H101V27L104 28ZM136 26H133L134 29H133L132 27H131V28H132L133 30H135ZM139 26H140V25H139ZM184 26H183V27H184ZM196 26H194L195 30H196ZM221 26H220V27H221ZM61 27H62V28H61ZM64 27H66V28L64 29ZM67 27H69V28L67 29ZM80 27L86 28L87 30H86V29H82V28H80ZM94 27H95V28H94ZM145 27H146V26H145ZM147 27H148V26H147ZM147 27H146V28H147ZM167 27H166V29H167ZM180 27H182V26L180 25ZM192 27H193V26H192ZM218 27H219V26H218ZM224 27H225V26H224ZM227 27H228V26H227ZM17 28H16V29H17ZM102 28L99 29V33H98L97 36H99L100 38L102 37V39L106 42L105 36H104L103 34H106L107 31L103 30V31H105V33H104V32L102 31ZM137 28H138V27H137ZM142 28H143V27H142ZM146 28H145V29H146ZM148 28H150V27H148ZM152 28H150L149 30H151ZM190 28H191V27H188L187 29H190ZM198 28H199V27H198ZM215 28H216V29H215ZM10 29H11V28H10ZM12 29H13V28H12ZM12 29H11V31H12ZM72 29H74V28H72ZM72 29H71V30H72ZM81 29H82L83 31H81ZM93 29H92V30H93ZM117 29H120V28H117ZM123 29H124V28H122V30H123ZM128 29H127V30H128ZM172 29H173V28H172ZM191 29H192V28H191ZM199 29H200V28H199ZM13 30H14V29H13ZM71 30H70V32H72ZM75 30H76V29H75ZM77 30H76V31H77ZM84 30H86L87 32H84ZM92 30H91V31H92ZM106 30H108V29H106ZM125 30H126V28H125ZM125 30H124V32H125ZM133 30H131V33H132V32L135 33ZM138 30H140V27H139ZM142 30H143V29H142ZM179 30H181V29H179ZM183 30H184V28H183ZM227 30H228V33H229V32H230V31H229V27H228ZM227 30L224 28V31H223V32L225 33V37H223V38L221 39V41H223V40L226 38V35H227V34H226V31H227ZM24 31H25L24 33L22 32L23 34L27 33V32H26V29H25ZM67 31H68V32H67ZM91 31H90L89 33H91ZM96 31H97V30H96ZM96 31H95V32H96ZM101 31H102L103 33H102ZM108 31H109V30H108ZM114 31H115V30H114ZM129 31H130V30H129ZM144 31H146V30H144ZM152 31H151V32H152ZM167 31H168V30H167ZM172 31H169V32L171 33ZM187 31H189V30H187ZM192 31H194V30H192ZM204 31H203V32H204ZM218 31H219V29H218ZM221 31H222V29H221ZM16 32H17V30H16ZM16 32H15V33H16ZM111 32H112V31H111ZM118 32H120V30H119ZM124 32L122 31V32H120V34L122 33V36H123V35H126V34H127V35L130 34V32H126V33H124ZM169 32H167V33L170 34ZM183 32H184V31H183ZM183 32H182V35H186L185 32H184V33H183ZM189 32H190V31H189ZM189 32H188V33H189ZM198 32H199V30H198ZM200 32L202 33V31H200ZM200 32H199V33H200ZM15 33L12 32V34H15ZM74 33H75V32H74ZM76 33H77V32H76ZM114 33H115V32H114ZM123 33H124V34H123ZM136 33H137V32H136ZM140 33L142 34V31H140ZM148 33H149V32H148ZM216 33H218V32H215V33H214L215 36H216ZM220 33H221V32H220ZM230 33H232V34H230ZM230 33H229V35H230L229 37H230V38H231V36L234 37V36H233L234 33H233V32H230ZM261 33H262V32H261ZM261 33H260V34H261ZM263 33H264V32H263ZM263 33H262V34H263ZM20 34H21V33H20ZM27 34H29V33H27ZM72 34H73V33H72ZM85 34H84V35H85ZM92 34H93V32H92ZM96 34H97V33H96ZM143 34H145V33H143ZM195 34H196V33H195ZM207 34H203V35H205V37H206ZM114 35H115V34H114ZM114 35L111 33V37L114 36ZM139 35H140V34H139ZM150 35H152V34L150 33ZM150 35L147 34V36H150ZM156 35L153 34L152 37H154V36H156ZM164 35H166V32H165ZM182 35H181V36H182ZM211 35H212V34H211ZM214 35L210 37V34H209V39L211 40V38L215 37ZM221 35H222V34H221ZM12 36H13V37L16 36V37H15V38H12ZM12 36H10L11 39L9 38L8 40H9V41L12 40V42H13L12 44H13L15 47H17L16 45H18V44L20 45V43H23V41H22L23 38H22V37H24L23 40H24V42H25L26 34H25V36H21L20 38H19V36H18L17 34H16V35H12ZM71 36H72V35H71ZM97 36H96V37H97ZM108 36H109V34H108ZM116 36H117V34H116L114 37H116ZM130 36H132V34H130ZM134 36H135V35H134ZM176 36H177V37H176ZM193 36L191 35V37H193ZM198 36H200V34H198ZM219 36H220V35H218V37H219ZM227 36H228V35H227ZM81 37H84V36L82 35ZM99 37H98V38H99ZM111 37H109V38H111ZM114 37H113V38H114ZM124 37H125V36H124ZM124 37H123V38H124ZM127 37H129V36H127ZM139 37H140V36H138V38H139ZM141 37H143V36L141 35ZM141 37H140V38H141ZM144 37H146V36H144ZM150 37H151V36H150ZM160 37H161V38H160ZM172 37H173V38H172ZM182 37H184V36H182ZM202 37H203V36H202ZM229 37L227 38L228 40L225 39L227 43H228V41L230 40ZM263 37H264V35H263ZM21 38H22V39H21ZM88 38H89V34H88ZM100 38H99L98 40L96 39V40H97L96 42H97V44H98L99 46H100L99 40L101 41ZM113 38H111V39H113ZM118 38H119V37H118ZM123 38H121V36H120L119 39H117V38H116V39H117L118 42H119V40L122 41ZM135 38H136V37H135ZM138 38H136L137 42L139 41ZM157 38H158V39H157ZM220 38H221V36H220ZM220 38H219V39H220ZM258 38H262V35H261L260 37H258ZM69 39H70V40H69ZM111 39H110V40H111ZM148 39H150V38L148 37ZM174 39H173V40H174ZM195 39H196V40H195ZM203 39H204V38H203ZM206 39H207V38H206ZM209 39H207V40H209ZM233 39H234V38H233ZM256 39H257V38H255V40H256ZM67 40L70 41L71 43L68 42ZM76 40H77V41H76ZM79 40H80V39H79ZM84 40H86V39H84ZM87 40H88V39H87ZM113 40H114V39H113ZM130 40H132L131 37H130ZM130 40L128 41V39L124 38V41H123L124 44L122 43V44H123V45H122L123 50H124V47H126V49L128 48V49H131V50H132V47H131V46L134 47V44H135L136 41L134 42V41L132 40L131 43L134 42V44L130 46V43L126 44V42H130ZM134 40H135V39H134ZM150 40H151V39H150ZM173 40H172L171 42H173ZM180 40H181V39H180ZM189 40H190V39H188V41H189ZM204 40H205V39H204ZM213 40H214V38L212 39V41H213ZM257 40H258V39H257ZM257 40L255 41L256 43H257ZM261 40H262V39H261ZM17 41H18V42H17ZM20 41H22V42H20ZM72 41H73L74 43H72ZM88 41H90V40H88ZM88 41H86V42H88ZM107 41H108V40H107ZM121 41H120V42H121ZM148 41H149V40H148ZM190 41H191V40H190ZM202 41H203V40H202ZM233 41H234V40H233ZM262 41H263V40H262ZM67 42H68V43H67ZM92 42H93V40H92ZM146 42H145V43H146ZM185 42H184V43H185ZM210 42H211V41H210ZM214 42H217V40L214 41ZM218 42H219V44H220V43H223V42H224V44H225V41L220 42V40H219ZM230 42H231V41H230ZM230 42H229V44L232 45V44H231L232 42H231V43H230ZM17 43H18V44H17ZM65 43H66V44H65ZM82 43H83V42H82ZM106 43H108V42H106ZM164 43H166L167 45L164 44ZM186 43H185V44H186ZM192 43H193V42H192ZM192 43H190V45H191ZM202 43H203V42H202ZM263 43H264V42H263ZM263 43H262V44H263ZM63 44H64V45H63ZM84 44H85V43H84ZM84 44H83V45H84ZM86 44H87V43H86ZM86 44H85V45H86ZM94 44H95V43H94ZM125 44L128 45V46H130V47L125 46ZM136 44H137V43H136ZM179 44H180V43H179ZM208 44H209V43H208ZM224 44H223V45H224ZM229 44H228V45H229ZM248 44H249V42H248ZM251 44H252V42H250V45H251ZM253 44H254V45H251L252 47L249 45L251 48L248 47V45H245L244 48L247 46L245 49L248 48V49H250V51H252L253 53H256L255 51H257V53H258L259 50H261V52L263 51V50H262V49H263L262 44H261L262 49H259L260 46L257 45V46H256V48H257L256 50H253L254 47H255V43H253ZM13 45H12V47H14ZM19 45H18V46H19ZM22 45H23V44H22ZM24 45H26V43H25ZM90 45H91V43H90ZM103 45H104V44H103ZM181 45H182V43H181ZM183 45H182V46H183ZM211 45H213V43H210V45H208V46L211 47ZM217 45H218V43H217ZM223 45H222V47H223ZM226 45H227V44H226ZM230 45H229V49H228V47L226 48V46H225L226 49L224 50V52L227 51V50H230ZM3 46H4V48L6 47L7 50H6V48L4 49ZM3 46H1L2 48H0V53H1V54H0V55H1V56H0V59H1V57H3L2 59H7L8 56H9V55H7V54H8V47L6 46V44L3 45ZM59 46H60V47H59ZM69 46H68V47H69ZM87 46L89 47V42H88ZM92 46H93V45H92ZM108 46L110 47V45H108ZM108 46H107V47H108ZM114 46H115V45H114ZM135 46H136V45H135ZM191 46H192V45H191ZM191 46H190V47H191ZM219 46H220V45H219ZM20 47H21V45H20ZM65 47H66V48H65ZM88 47L85 46V47H84V51H85ZM94 47H96V46H94ZM194 47H195V45H194ZM196 47H197V46H196ZM215 47H216V46H214V48H215ZM220 47H221V46H220ZM222 47L220 48V51H221V52H222V50H223ZM64 48H65V49H64ZM72 48H71V49H72ZM89 48H90V51H92V50H91V46H90ZM115 48L118 49L119 47H115ZM149 48H150V47H149ZM161 48H162V49H161ZM164 48H165V50H164ZM168 48H169V49H168ZM191 48H193V46H192ZM3 49H4V50H3ZM14 49H15V48H14ZM62 49H63V50H62ZM69 49H70V48H69ZM71 49H70V51H71ZM96 49H97V48H96ZM107 49H108V48H106V50H107ZM109 49H110V48H109ZM109 49H108V50H109ZM121 49H122V48H121ZM137 49H136V50H137ZM141 49H142V48H141ZM170 49H171V51H170ZM177 49H176V50H177ZM180 49H181V50H180ZM217 49H218V48H216V49H214V50L217 51ZM231 49H232V46H231ZM73 50H76V49L74 48ZM98 50L100 51V49H98ZM98 50H97V51H98ZM101 50H104V49H101ZM118 50H119L118 53H120V49H118ZM118 50H117V51H118ZM134 50H135V49H134ZM154 50H156V49H154ZM182 50H183V51H182ZM4 51H5V52H4ZM63 51H65V52L63 53ZM67 51H68V49H67ZM97 51H96V53H95L96 55H97V53L99 52V51H98V52H97ZM104 51H105V50H104ZM113 51H114V50H113ZM148 51H147V52H148ZM193 51H194V52H193ZM200 51H199V53H200ZM204 51H205V50H204ZM204 51H203V52H204ZM247 51H249V50H247ZM250 51H249V52H250ZM68 52H69V51H68ZM86 52H87V51H86ZM100 52H103V51H100ZM109 52H110V50H109ZM121 52H122V50H121ZM123 52H124V53H123ZM123 52H122V53H123L125 56H126V55L129 56V52H128V50H126V52H125V50H124ZM142 52H144V53H142ZM174 52H175V50H174ZM201 52H202V51H201ZM221 52H220V53H221ZM227 52H228V51H227ZM252 52H251V53H252ZM263 52H264V51H263ZM263 52H262V53H263ZM61 53H60V54H61ZM72 53H74V56H75V57L78 56L77 53H76V51H74V52L72 51ZM89 53H90V52H89ZM93 53H94V52H93ZM106 53H107V51H106ZM111 53H112V50H111ZM111 53H110V54H111ZM125 53H126V54H125ZM127 53H128V54H127ZM184 53H186V54H184ZM188 53L190 54L189 56H188ZM222 53H223V52H222ZM257 53H256V54H257ZM70 54H71V53H70ZM81 54H82V53H81ZM83 54H86V53L84 52ZM104 54H105V52H104ZM107 54H109V53H107ZM107 54H105V56H108ZM167 54H169V55H168L169 57L172 56V58H167V59H169V60H167V59H166V57H168ZM211 54H212V55H211ZM225 54H226V52H225ZM249 54H250V53H249ZM256 54H255V55H256ZM258 54H261V53L259 52ZM58 55H59V56H58ZM66 55H68V54L66 53ZM66 55H65V56H66ZM72 55H73V54H72ZM92 55H93V54H92ZM92 55H91V58H93ZM96 55H95V56H96ZM101 55H102V54H101ZM101 55H99V56H101ZM113 55H114V54H113ZM113 55H109V56H112V58H113ZM115 55H116V54H115ZM131 55H132V53H131ZM131 55H130V56H131ZM134 55H133V56H134ZM181 55H182V56H181ZM185 55H186V57H185ZM218 55H220V54H218ZM223 55H224V53H223ZM251 55H252V54H251ZM251 55H250V58H249L250 61H253V62L257 61V60L254 61L253 59L251 60V58L254 57V56H253L254 54H253L252 56H251ZM5 56H6V57H5ZM48 56H49V55L46 54V57H48ZM53 56L51 55V56H49V58H44L45 60L47 59V61H45V62H43V63L46 64V63H48V61H49V63L52 62L53 59L55 58V57H53ZM57 56H58V57H57ZM65 56H63V58H64ZM69 56H70V55H69ZM89 56H90V55H89ZM157 56H159V55H157ZM177 56H179V58H178ZM187 56L190 57V58H188ZM215 56H216V55H215ZM259 56H261V55H259ZM259 56H258V57H259ZM262 56L264 57V54H262ZM262 56H261V57H262ZM50 57H53V59L50 58ZM78 57H79V56H78ZM81 57H82V55H81ZM131 57H132V56H131ZM193 57H194V59H193ZM210 57H211V58H210ZM212 57H213V58H212ZM216 57H217V56H216ZM218 57H219V56H218ZM224 57L227 59L226 56H224ZM256 57H257V55L255 56V58H256ZM9 58H10V57H9ZM85 58H86V57H85ZM98 58H99V57H98ZM108 58H109V57H108ZM110 58H111V57H110ZM110 58H109V60H110ZM119 58H120V59H119ZM126 58H127V57H126ZM186 58H187V59H186ZM199 58H200V59H199ZM209 58H210V59H209ZM222 58H223V56H221V59H222ZM50 59H51L52 61H51ZM66 59H67V58H66ZM68 59H69V58H68ZM74 59H75V58H74ZM94 59H95V57H94ZM99 59H100V58H99ZM149 59H151V60H149ZM153 59H154V60H153ZM171 59H172V60H171ZM173 59H174V60H173ZM183 59H184V60H183ZM195 59H196V60H195ZM217 59H218V58H217ZM249 59H248V60H249ZM259 59H260V58H259ZM61 60H62V59H61ZM70 60H71V58H70ZM80 60H81V59H80ZM90 60H91V59H90ZM90 60H89V61H90ZM101 60H102V59H101ZM101 60H100V61H101ZM106 60H107V59H106ZM106 60H104V61H106ZM117 60H118V61H117ZM119 60H120V61H119ZM162 60H163V61H162ZM164 60H165V61H164ZM185 60H186V61H185ZM189 60H191V61H189ZM192 60H193V61H192ZM219 60H220V59H219ZM219 60H218V61H219ZM260 60H261V59H260ZM43 61H44V60H43ZM54 61H55V60H54ZM81 61H82V60H81ZM81 61H80V62H81ZM83 61L86 62V60H84V59H83ZM83 61H82V62H83ZM89 61L87 60V62H89ZM95 61H96V60H95ZM104 61H103V62H104ZM138 61H139V62H138ZM158 61H159V62H158ZM170 61H171V63H169ZM184 61H185V62H184ZM195 61H196V63H195ZM209 61H210V62H209ZM222 61H223V60H222ZM225 61H227V60H225ZM228 61H230V60L228 59ZM250 61H249V62H250ZM58 62H59V64L61 63L60 61H58ZM82 62H81V63H82ZM125 62H126V63H125ZM162 62H163V63H162ZM173 62H174V63H173ZM175 62H176V63H175ZM186 62H188V64H187ZM190 62H192V63H190ZM214 62H215V63H214ZM253 62H252V63H253ZM259 62H260V61H259ZM262 62H263V60H262ZM262 62H261V63H262ZM49 63L47 64V67H49V66L52 67L51 65L54 64V62L51 63V65H50ZM55 63H56V62H55ZM73 63H74V64H73ZM129 63H130V65H129ZM151 63H150V65L153 66V63H152V64H151ZM159 63H160V64H159ZM167 63H169V64H167ZM189 63H190V64H189ZM226 63H228V62H226ZM226 63H225V65H224V67H226ZM230 63H231V62H230ZM230 63H228V64L230 65ZM232 63H233V62H232ZM250 63H251V62H250ZM250 63H249V65H250L251 67L248 66V67H250V68L246 69V71L243 70L244 68H243L242 70H243V73H244V71H245V72H247V71L249 72V69H250V73H251V74H248V72H247V73H244V76H243V73H240V72H239V71L241 70V68H239V69H240L239 71H238V69H237V71L239 72V73L237 74V71L235 70L236 68H235V66H234V63L232 64V65L234 66V69H233V66L231 67V66L228 65V67H229V68H228L229 71H228L227 68H226V69L224 68L226 71L223 73V70H222V71L220 70V72L223 73L225 76H229V77H228L229 79H225V81L228 80V82H230L229 85H228V82H227V84H226L224 81H223V82H224V84H226V85H225V89L228 87L227 90H229V93H230V94L232 93V92H230L231 87H233V88H237L238 85H239V87H240V88L238 87L239 90H238V89H236V90L233 89V90L235 91V96L238 97L239 100H237L236 97L233 98V97H234L233 94H231V96H230L231 98H230V99H232L233 101L236 100V102H234L235 104L237 103V101H238V102H241V101L243 100V101H242V103H243L242 105H243V106L241 107V109H243V107L245 106V107H244V110L246 109V111L252 109V108H250V107H251V102H252V103H253L252 107H254V108L252 109V111H254V113H252V111H251V113L248 112V114H250V115L254 114V115L257 116L258 113H260V115H259V116H260V120H261V118H262L261 121H263V120H264V89H263L264 84H263V86H262V85H260V83H261V81L264 79V77H263V76H264V66H262L261 68H260V66H259V68H260V70H261L260 72L263 73V74H262V75H263V76H262L263 79H262L261 77H258V78H259V79L257 80V83H258V84L255 83V85H254V87H253V86H252V85L254 84L253 82L256 81L257 76H259V74H258L259 71L257 72V70H258L259 68H258L257 65L255 66V67H257L256 72H257L258 75H256V77H254V78L252 79V77L255 75L256 72L254 73V71H255L254 69H255V68H253V65H251ZM56 64H58V63H56ZM65 64H66V63H65ZM79 64H80V63H79ZM93 64H94V62H93ZM95 64H96V63H95ZM101 64H102V63H101ZM101 64H100V65H101ZM103 64H104V63H103ZM119 64H120V63H119ZM123 64H124V65H123ZM170 64L173 65V66H171ZM195 64H196V65H195ZM197 64H198V65H197ZM204 64H205V65H204ZM206 64H207V65H206ZM208 64H211V65L209 66ZM212 64H213V65H212ZM256 64H257V63H256ZM48 65H49V66H48ZM63 65H64V64H63ZM86 65H87V64H86ZM90 65H91V64H90ZM90 65H89V66H90ZM132 65H133V66H132ZM161 65H162V66H161ZM167 65H168V67H167ZM187 65H188V67H187ZM191 65H193V66H192L193 68L191 67ZM194 65H195V66H194ZM254 65H255V63H254ZM262 65H263V64H262ZM57 66H58V65H57ZM60 66H61V65H60ZM65 66H66V65H65ZM70 66H71V64H70ZM77 66H78V67H77ZM119 66H120V67H121V66H122V67L127 66V67H125L126 69H124V68H122V67L120 68ZM135 66H137V67H135ZM169 66H170V67H169ZM178 66H179V67H178ZM189 66H190V69H189ZM203 66H202V67H203ZM47 67H46V68H47ZM58 67H59V66H58ZM58 67H56L55 64H54V68H56V70L59 69V70L56 71V73H57V75L55 76L56 78H57L58 76H60V75L62 76V75H64V74H66V73L60 71L61 68H62L63 66L60 67V68H58ZM68 67H69V66H68ZM72 67H71V69H73ZM80 67L84 68L85 71H83L82 68H80ZM91 67H92V65H91ZM94 67H95V65H94ZM96 67H97V65H96ZM96 67H95V68H96ZM117 67H118V68H117ZM128 67H130V68H129V69H130L129 71H128ZM139 67H141V68H139ZM160 67H161V68H160ZM177 67H178V68H177ZM182 67H183V68H182ZM185 67H186V68H185ZM220 67H221V66H220ZM113 68H114V69H113ZM166 68H167V70H166ZM230 68H231V69H230ZM262 68H263V69H262ZM63 69H64V67H63ZM68 69H69V68H68ZM91 69H92V68H91ZM99 69H100V68H99ZM106 69H107V70H106ZM115 69H116V70H115ZM117 69H118V70H117ZM123 69H124L125 71H124ZM141 69H143V70H141ZM161 69H162V70H161ZM170 69H171V70H170ZM188 69H189V70H188ZM210 69H212V68H210ZM215 69H214V71L216 72L218 69H217V70H215ZM219 69H220V68H219ZM222 69H223V68H222ZM65 70H66V68H65ZM93 70H95V69H92V71H93ZM104 70H105V71H104ZM134 70H135V71H134ZM147 70H148V71H147ZM150 70H151V71H150ZM152 70H153V71H152ZM157 70H159V71H157ZM176 70H177L178 72H177ZM231 70H232V71H231ZM233 70H235V71H233ZM90 71H91V70H90ZM111 71H113V72H112L113 75H112V73L110 74ZM114 71H115V72H114ZM127 71H128L129 73H128ZM131 71H132V72H131ZM145 71H146V72H145ZM154 71H155V74H153ZM162 71H164V73H163ZM179 71H180V72H179ZM191 71H192V73H191ZM211 71H212V74H211V75H210L208 72H206L207 75L205 74V75H206V76H205L204 73H203V77L205 76V78H206L207 80H208V78L210 77V79H209V83L213 82L215 76L218 77V76H217L218 74H220V76L222 75L221 73H217V72L213 74V70H211ZM77 72H74V73L76 74ZM98 72H99V71H98ZM116 72H117V73H116ZM119 72H121V73H119ZM122 72H123V73H122ZM160 72H162V73L159 74ZM169 72H171L172 74H171V75L168 74ZM183 72H184V73H183ZM218 72H219V71H218ZM241 72H242V71H241ZM35 73H36V72H35ZM35 73H34V74H35ZM37 73H38V72H37ZM58 73H59V74H58ZM61 73H63V74H61ZM125 73H127L128 75L125 74ZM149 73H150V74H149ZM180 73H181V74H180ZM225 73H226L227 75H226ZM232 73H233L234 75H233ZM29 74H30V73H29ZM29 74L26 73V71H25L24 73H22V74L20 73L21 76H22V75H23V76H24V75L28 76ZM34 74L32 75V78L29 77V79H31V80L27 79L28 83H29V82H30V83L28 84V86H26V85H27V82L25 83V84H26V85H25L26 88H28V87L30 88L31 85H32L33 88H34V86H35L36 84H38V83L33 84L32 79H33V81H36V82H38V81H41V82H42L41 78L39 79L38 75L36 74V75H37V76H36V75H34ZM39 74H40V72H39ZM44 74H45V73H44ZM95 74H96V73H95ZM117 74H119L118 76H120V77L116 76ZM122 74H124V75H122ZM130 74H132V77L134 78V81H133V79L131 80V76H130ZM133 74H134V75H133ZM146 74H147V75H146ZM182 74H183V75H182ZM215 74H217V75H215ZM230 74H231L232 76H231ZM247 74H248V75H247ZM126 75L128 76V79H127ZM152 75H153V76H152ZM209 75H210V76H209ZM212 75H214V76H212ZM241 75H242V76H241ZM250 75H251V76H250ZM252 75H253V76H252ZM40 76H42V75H40ZM45 76H46V75H45ZM124 76H125L126 78H125ZM139 76H140V77H139ZM142 76H144V77H142ZM147 76L150 77V78H148ZM173 76H172V77H173ZM207 76H209V77H207ZM211 76L213 77V80H212V77H211ZM247 76H248V77L250 76L249 79H247V78H248ZM260 76H261V75H260ZM35 77H36V78L38 77V78L36 79ZM48 77H49V76H48ZM48 77H47V78H48ZM52 77H53V76H52ZM62 77H63V76H62ZM104 77H105V78H104ZM122 77H123V79H124L123 82H122ZM221 77H222V76H221ZM221 77H220V78H221ZM223 77H224V76H223ZM223 77H222V78H223ZM244 77H247L246 80H245ZM44 78H45V77L43 76V81H45V82H44V83H45L44 86H46V80H47V78H45V79H44ZM50 78H51V77H50ZM50 78H49V79H50ZM58 78H59V77H58ZM58 78H57V79H58ZM60 78H61V77H60ZM119 78H120L121 80H120ZM129 78H130V79H129ZM135 78H136V79L138 78L137 81H136ZM142 78H144V79H142ZM145 78H146V79H145ZM164 78H165V79H164ZM196 78L199 79L198 77H196ZM196 78H195V80H196ZM201 78H202V77H201ZM205 78H202V79H200V80H203V79H205ZM222 78H221V79H222ZM250 78H251V79H250ZM34 79H35V80H34ZM97 79H98V78H97ZM103 79H104L105 81H104ZM118 79H119L120 81H119ZM147 79H148V80H147ZM154 79H153V81H154ZM189 79H190V86L193 87V86H194V80H193L192 78H189ZM216 79H218V78H216ZM216 79H215V80H216ZM236 79L239 80L240 82L237 81ZM37 80H38V81H37ZM90 80H93V78L90 79ZM98 80H99V79H98ZM109 80L107 81L106 84H108ZM112 80H110V81L112 82V84L115 83L114 80H113V81H112ZM130 80H131V81H130ZM145 80H147V81H145ZM149 80H150V81H149ZM176 80H177V79H176ZM180 80H179V81H180ZM200 80H198V82H197V80L195 81V82H197V84L199 83L198 86H197V89L195 90V91H197V92H200V91H201V90L198 91V90H199V87H200ZM210 80H212V81H210ZM233 80H234L235 82L238 83V84L236 83V86H237V87L234 86V85H235V82H233ZM244 80H245V82H244ZM18 81H19V80H18ZM52 81H53V83H54L55 80H52V79H51V82L49 81V84L52 83ZM56 81H57V80H56ZM87 81H86V82H87ZM101 81H100V82H101ZM182 81H181V82H182ZM217 81H219V82H217V83H215V84H219V85H216V86L213 87V85H214V84H213L212 87H213V88H216L217 91H218L219 88H217V86L220 87V81H222V80L218 79ZM15 82H17V81H15ZM58 82H59V81H58ZM93 82H95V83H94L95 86L98 85V83H99V82H98V83L96 84V81H95V80H94ZM102 82H101V83H102ZM121 82H122V83H121ZM174 82H175V81H174ZM181 82H180V84H181ZM184 82H182V83H184ZM202 82H205L206 84H208L205 80L202 81ZM248 82H249V83H248ZM262 82L264 83V80H263ZM9 83L11 84V82H9ZM9 83H8V84H9ZM12 83H13V85L15 84L16 86H19V85H20V86L17 88L18 90L16 89L18 92H16V90H14V92H16V94L18 93L17 95H19L20 92H21V91H20V88H21V86H23V84H20V82H19V85H18L17 83H14V82H12ZM34 83H35V82H34ZM44 83H42V84H44ZM89 83L92 84V82H89ZM125 83H126V82H125ZM128 83H127V85H128V87L130 88L131 85L129 86ZM132 83H131V84H132ZM159 83H160V81H159ZM159 83H158V84H159ZM175 83H176V82H175ZM213 83H214V82H213ZM221 83H222V82H221ZM233 83H234V84H233ZM245 83L250 84V87L248 86V84L246 85ZM252 83H253V84H252ZM42 84H41V85H42ZM55 84H58V83L55 82ZM112 84H111V85H112ZM118 84H117V85H118ZM148 84H150V83H148ZM154 84H155V82H154ZM154 84H153V85H154ZM156 84H157V83H156ZM172 84H173V82H172ZM178 84H179V83H178ZM178 84H177V85H178ZM195 84H196V83H195ZM261 84H262V83H261ZM13 85H12V86H13ZM38 85H39V84H38ZM41 85L38 86V87L41 88V87H42ZM47 85H48V84H47ZM109 85H110V84H109ZM109 85H108V87H109ZM122 85H124V84H122ZM122 85H121V87H122ZM138 85H139V84H138ZM141 85H143V84H141ZM141 85H139V87H140ZM146 85H147V84H146ZM151 85H152V84H151ZM160 85H161V83H160ZM162 85H163V84H162ZM201 85H202V84H201ZM208 85H210V84H208ZM222 85H223V84H222ZM243 85H244V86L246 85V86L244 87ZM256 85H258L259 87L256 86ZM9 86H10V85H9ZM32 86H31V87H32ZM98 86H99V85H98ZM104 86H105V85H103V87H104ZM114 86H116V85L114 84ZM119 86H120V85H119ZM124 86H125V85H124ZM134 86H135V85H134ZM148 86H149V85H147V87H148ZM154 86H156V85H154ZM203 86H204V85H203ZM229 86H230V87H229ZM241 86L244 88V91H243V88H242ZM260 86L262 87L263 92H262ZM10 87H11V86H10ZM108 87L105 86L104 88H108ZM125 87H127V86H125ZM125 87H124V88H125ZM132 87H133V86H132ZM132 87H131V88H132ZM136 87L138 88V86H136ZM151 87H152V86H151ZM151 87L149 86V88H151ZM159 87H160V86H159ZM165 87H166V86H165ZM176 87H177V86H176ZM178 87H180V86H178ZM182 87H187V85H184V84H183ZM195 87H196V86H195ZM201 87H202V86H201ZM205 87H206V85H205ZM205 87H204V88H205ZM257 87L260 88L261 91H260L259 89H258V91H255V89L257 90ZM44 88H45V87H44ZM47 88H48V87H47ZM109 88H110V89H111V88L113 89V88H115V87H113V85H112V87H109ZM134 88H135V87H134ZM134 88H132V89H134ZM140 88H142V87H140ZM152 88H153V87H152ZM160 88H161V87H160ZM174 88H175V87H174ZM208 88H209V86H208ZM213 88H211V89L209 90V92L211 91V92L209 93V95H208V92H207L208 90L206 91V92H207V93H206V96H207V99H208V96H210L211 93L214 95V96L212 95V98L209 100V101H211V100L213 99L212 102H209V105H211V104H215V109L212 108V106H210L211 108H209V110H213V109L216 110V109H217V112H218L219 108L221 107V106H220V103H222V102L224 103V102L226 101V99H227L229 96H228V97H224V98H225V99H223L224 101L222 100V102H220L219 99H221V97L223 98V95H221V94L224 93L226 90H223L224 86L220 87V89H222V90L219 89V90H220L219 92H220L221 94H220L219 92H217V93H218L221 97L219 96V99L217 100V99L215 98V96H217V93L214 91V90H216V89H213ZM250 88H252V89L250 90ZM13 89H15L14 86H13V88H12V91H13ZM115 89H116V88H115ZM115 89H113V90H115ZM120 89H122V88H120ZM120 89H119V90H120ZM135 89H136V88H135ZM143 89H144V87H143ZM164 89H165V88H164ZM168 89H169V88H168ZM168 89H166V90H168ZM194 89H195V88H194ZM205 89H207V88H205ZM241 89H242V90H241ZM247 89H249V91H247ZM119 90H116V91H119ZM138 90H139V88H138ZM145 90H146V89H145ZM148 90H150V89H148ZM148 90H147V91H148ZM151 90H152V89H151ZM151 90H150V91H151ZM233 90H232V91H233ZM237 90H238V92H239L238 95L236 94V91H237ZM245 90H246L247 92H246ZM252 90L254 91V93L256 94V96H254V93L251 94V95H253V97H256V98H253V97L250 95V93H251ZM116 91H115V92H116ZM120 91H122V90H120ZM120 91H119V92H120ZM123 91H125V89H124ZM135 91H136V90H135ZM141 91H144V90L141 89L140 92H141ZM150 91H149V94H150ZM234 91H233V93H234ZM125 92L127 93V91H125ZM128 92H129V91H128ZM136 92H137L136 94L139 93V91H136ZM214 92H215V94H214ZM227 92H228V91H226V94H228ZM117 93H118V92H117ZM132 93H134V92H132ZM132 93H130V94H132ZM142 93H144V92L139 93V95H136V94H135V95H131L130 98H127V97L124 96V95H123V96L126 97V98L128 99V100L125 99V100H127L126 102L131 101V103L136 104V103L134 102V101H136L135 96H136V98H137V97L141 96ZM245 93L248 94V95H246ZM259 93H261V94H259ZM120 94H122V93H120ZM124 94H125V93H124ZM144 94H145V93H144ZM144 94H143V95H144ZM146 94H147V92H146ZM146 94H145V95H146ZM149 94H148V95H149ZM166 94H167V93H166ZM200 94H201V92H200ZM202 94H203V93H202ZM202 94H201V95H202ZM230 94H229V95H230ZM258 94H259V96H258ZM125 95H126V94H125ZM167 95H168V94H167ZM242 95H243V96H242ZM119 96H120V95H119ZM128 96H129V95H128ZM152 96H153V94H152ZM172 96H173V95H172ZM203 96H204V95H203ZM206 96H205V97H206ZM226 96H227V95H226ZM232 96H233V97H232ZM245 96H246V97H245ZM250 96H251V97H250ZM131 97H132V98H131ZM149 97H150V96H149ZM213 97L215 98V100H214ZM259 97H260V99H259ZM141 98H143V97H141ZM141 98H139V99H141ZM153 98H154V97H153ZM170 98H171V97H170ZM203 98H204V97H203ZM217 98H218V97H217ZM241 98H242V99H241ZM261 98H262V99H261ZM129 99H130V100H129ZM151 99H152V98H151ZM151 99H150V102H152V100H153V99H152V100H151ZM205 99H206V98H205ZM230 99H229V100H230ZM122 100H124V98H123ZM141 100L144 101L145 99H144V100L141 99ZM141 100H140V101H141ZM183 100H187V98H185V99H183ZM232 100H230V101L232 102ZM202 101H203V99H202ZM216 101H217V102H216ZM137 102H139V101H137ZM147 102H148V101H147ZM154 102H155V100H153L152 103H154ZM249 102H250V104H249ZM260 102H261V103H260ZM201 103H202V102H201ZM205 103H206V102H204V107H207V105H206ZM227 103H230V102H228V100H227ZM234 103H232L231 105L226 104V103H225V104H226V105H229V106H231V107L233 108L234 106H232V105H234ZM258 103L262 104L261 106H262L263 108H261V107H260V104H258ZM141 104H142V103H141ZM202 104H203V103H202ZM217 104H219V105H217ZM237 104H238V103H237ZM150 105H151V104H150ZM152 105H153V104H152ZM221 105H223V104H221ZM239 105H240V104H239ZM143 106H145V105H143ZM153 106H154V105H153ZM153 106H152V107H153ZM229 106H226V109H228ZM147 107H148V106H147ZM202 107H203V106H202ZM217 107H219V108H217ZM231 107L228 109V111H229V110H233V112H234L235 108L232 109ZM235 107H236V106H235ZM237 107H238L239 109H236V110H240V107H239L238 105H237ZM221 108L223 109V106H222ZM259 108H260V110H259ZM181 109H182V112H183L184 114H187V111H186V109H185L184 107H182ZM222 109H221V110H222ZM226 109H224V110H226ZM221 110H219V111H221ZM236 110H235V111H236ZM256 110H257V111H256ZM152 111L155 112L156 109H152ZM179 111H180V109H179ZM228 111H227V114H228ZM240 111H243V110H240ZM246 111H243L244 114L241 113V114H242V115L240 114L241 116H239V114H238L239 112L237 113V114H238V117H240V118H237V120H239V121L241 120V122H243V124H242L241 122L238 121V122H239V125L237 124V126H239V127H238V128H235L236 131L243 130V129L245 128V127H244L245 125H246V127H248V126L250 125L249 123H247V121H246L247 119H246V120L244 119V118H246V115H247V113H245ZM158 112H159V111H158ZM160 112H163V111L161 110ZM182 112L180 111V113L182 114V117H183V116H185V115H183ZM155 113H156V112H155ZM221 113H226V111L224 112V111L222 110ZM256 113H257V114H256ZM218 114H219V112H218ZM231 114H233V113H231ZM235 114H236V113H235ZM245 114H246V115H245ZM160 115H162V114H160ZM220 115H221V114H220ZM221 116H222V115H221ZM221 116H220V118H221ZM230 116H231V117H232V116L235 117V115H230ZM243 116H245V117H243ZM259 116H257L256 118H259ZM160 117H161V116H160ZM234 117H233V118H234ZM241 117H242V118H241ZM252 117H253V116H249V117H247V118L252 120ZM253 118H255V117H253ZM218 120H219V119H218ZM222 120H223V119H222ZM256 120L258 121L259 119H256ZM254 121H255V120L253 119V122H254ZM218 122H220V121H218ZM218 122H217V123H218ZM248 122H250V120H249ZM259 122H260V121H259ZM120 123H121V122H120ZM120 123H119V121H114V122L111 124V125H112V127H111L112 129H110V130L113 132V130L115 129V130H116L115 132H117V133L113 132V134H111V137H112L111 139H112V140L115 139V137H116L115 135H116V134H118L119 132L122 131V128H121V130H120L119 132L117 131L118 129H120V126H121ZM217 123H216V125H217ZM224 123H226V121H225ZM234 123H235V121H234ZM244 123H245V124H244ZM257 123H258V122H257ZM257 123H255V122L252 123V122H251V125H252V126H253V124L256 125V126H255V130L257 129V131H259V130L261 131L262 128L260 129V127H258V125H259L260 123H262V124L264 125V121H263V122H260L259 124H257ZM114 124H115V125H114ZM184 124H185V123H184ZM240 124H241V126H240ZM247 124H248V126H247ZM262 124H260V126H262ZM218 125H219V124H218ZM218 125H217V129L220 130V128H218L220 125H219V126H218ZM224 125H226V124H224ZM233 125H234V124H233ZM233 125H232V127H233ZM235 125H236V123H235ZM235 125H234V127H237V126H235ZM118 126H119V127H118ZM184 126H185V125H184ZM227 126H228V125H227ZM40 127H41V125H40ZM117 127H118V128H117ZM181 127H182V126H181ZM224 127H225V126H224ZM229 127H230V126H229ZM37 128H38V130H39V126H37ZM41 128H42V127H41ZM183 128H184V127H183ZM185 128H186V130H187L188 133L190 132V134H193V132H191V130L188 131V130L190 129L189 127H188L189 129H188L186 126H185ZM185 128H184V129H185ZM215 128H216V127H215ZM258 128H259V130H258ZM217 129H216V130H217ZM221 129H222V128H221ZM226 129H227V128H225V130H226ZM232 129H233V128H232ZM182 130H183V129H182ZM225 130H224V131H225ZM111 131H110V133H111ZM220 131H221V130H220ZM228 131H229V130H228ZM232 131H233V130H232ZM183 132L185 133L186 131L183 130ZM187 132H186V134H188ZM225 132H226V131H225ZM225 132H224V133H225ZM184 133H182V134H184ZM221 133H222V132H221ZM226 133H227V132H226ZM226 133H225V134H226ZM190 134H188V136H189ZM209 134H210V133H209ZM222 134H223V133H222ZM229 134H230V133H229ZM229 134H228V135H229ZM119 135H120V133L118 134V136H119ZM210 135H211V134H210ZM214 135H215L214 138L217 140L218 137L216 136V134H214ZM223 135H224V134H223ZM228 135H226V136H228ZM113 136H115V137H113ZM182 136H183V135H182ZM188 136H187V135H186V136L184 135L183 137H186V139L188 140V138H189L191 135H190L189 137H188ZM204 136H205V135H204ZM204 136H201V137H204ZM206 136H208V135H206ZM229 136H230V135H229ZM183 137H182V139H183ZM187 137H188V138H187ZM193 137H194V136H193ZM193 137L191 136V139H192V140H194ZM208 137H209V136H208ZM208 137H207V138H208ZM212 137H213V136H212ZM117 138H118V137H117ZM155 138H156V137H155ZM180 138H181V137H180ZM194 138H195V137H194ZM197 138H199V137H197ZM197 138H195V139H197ZM209 138H210V137H209ZM186 139H185V140H186ZM191 139H190V140H191ZM203 139H204V138H203ZM203 139H202V140H203ZM205 139H206V138H205ZM211 139H212V138H211ZM211 139H210V140H211ZM215 139L212 140V141H215ZM115 140H116V139H115ZM179 140H180V139H179ZM185 140H184V141L180 140V141L186 143L187 140H186V141H185ZM197 140H198V139H197ZM197 140H196V141H197ZM228 140H230V139H228ZM180 141H179V142H180ZM194 141H195V140H194ZM194 141H193V142H194ZM196 141H195V142H196ZM206 141H207V139H206ZM113 142H114V141H113ZM188 142H189V140H188ZM188 142H187V143H188ZM193 142L191 141V143H193ZM198 142H199V141H198ZM208 142H209V141H208ZM177 143H178V142H177ZM180 143H181V142H180ZM187 143H186V144H187ZM191 143H189V144H191ZM196 143H197V142H196ZM211 143H212V142H211ZM111 144H112V143H111ZM194 144H195V143H194ZM194 144H191V145L194 146ZM212 144H213V143H212ZM214 144H215V143H214ZM113 145H114V144H113ZM109 146H110V145H109ZM111 146H112V145H111ZM111 146H110V147H111ZM110 147L108 148V145H105V146L103 147L102 151L104 152V154L107 153V151H108V149H110ZM109 151H110V150H109ZM109 151H108V152H109ZM126 154H127V153H126ZM105 157L108 158L107 154H106ZM175 161H176V160H175ZM175 161H174V162H175ZM175 163H177V162H175ZM174 166H175V164H174ZM205 169H207V168H205ZM209 169H210V167H209ZM209 169H207V171H210ZM213 169L215 170L216 167H215V168H214V167L211 168L210 173H211V172L213 173ZM200 170H203V171H204V168H203V169L200 168ZM200 170H199V171H200ZM205 172H206V170H205ZM212 173H211V174H212ZM214 173H216V172H214ZM208 174H209V173H208Z\"/></svg>",
	"mask_w": 264,
	"mask_h": 264
}]
</instances>
